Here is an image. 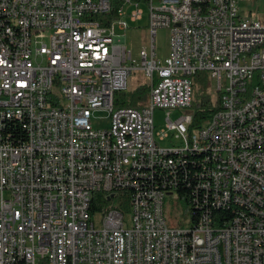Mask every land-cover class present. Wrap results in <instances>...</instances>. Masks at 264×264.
I'll return each mask as SVG.
<instances>
[{
    "label": "built area",
    "instance_id": "built-area-1",
    "mask_svg": "<svg viewBox=\"0 0 264 264\" xmlns=\"http://www.w3.org/2000/svg\"><path fill=\"white\" fill-rule=\"evenodd\" d=\"M143 4L135 57L123 16ZM135 70L147 102L116 106ZM203 71L222 106L192 131ZM156 108L184 112L160 138ZM171 197L192 227L170 224ZM0 264H264V18L239 0H0Z\"/></svg>",
    "mask_w": 264,
    "mask_h": 264
},
{
    "label": "rangeland",
    "instance_id": "rangeland-1",
    "mask_svg": "<svg viewBox=\"0 0 264 264\" xmlns=\"http://www.w3.org/2000/svg\"><path fill=\"white\" fill-rule=\"evenodd\" d=\"M240 9L245 17H262L264 18V0H239ZM143 10L142 18L133 21L130 17L132 7L125 8L123 19L128 23V30L126 32L127 46L133 51L134 56L137 57L141 48L148 46L149 44V6L143 4L141 6ZM156 46L158 49V56L165 58L170 51V31L168 29H160L156 36ZM147 82L144 72L141 70H135L128 79V91L133 92L138 88L145 85ZM211 88L209 90L210 97L215 100L218 96L215 90V85L210 80ZM149 93L147 95L145 104L148 100ZM142 105V104H141ZM182 110H170L156 108L154 111L155 120V133L157 138H160V133L163 130H167V118L170 116L172 121H177L183 116ZM101 119L94 120L95 127L109 128L111 120L108 112H102L97 114ZM172 144L182 146V141L173 135H169L165 141H161V145L170 146ZM165 214L170 224H175L178 227L190 228L192 227L191 210L186 202L169 198L165 202ZM101 214H97L94 217V222L97 225L101 224ZM130 225V223H129Z\"/></svg>",
    "mask_w": 264,
    "mask_h": 264
},
{
    "label": "trees",
    "instance_id": "trees-1",
    "mask_svg": "<svg viewBox=\"0 0 264 264\" xmlns=\"http://www.w3.org/2000/svg\"><path fill=\"white\" fill-rule=\"evenodd\" d=\"M210 80V74L206 71L199 72L194 77V101L192 105L194 119L191 126L192 131L203 126L221 109L222 103L219 96L217 95L218 97L215 100H212L210 97ZM149 91L150 87L145 84L133 92H117L115 94V105L133 107L143 106ZM108 203L109 201L104 198L102 193H97L94 197L92 213L95 214Z\"/></svg>",
    "mask_w": 264,
    "mask_h": 264
}]
</instances>
